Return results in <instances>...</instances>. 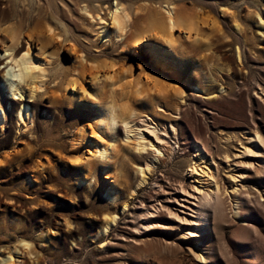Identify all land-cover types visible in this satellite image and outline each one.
Returning a JSON list of instances; mask_svg holds the SVG:
<instances>
[{
  "label": "rangeland",
  "instance_id": "rangeland-1",
  "mask_svg": "<svg viewBox=\"0 0 264 264\" xmlns=\"http://www.w3.org/2000/svg\"><path fill=\"white\" fill-rule=\"evenodd\" d=\"M117 2L130 17L118 37ZM171 6L195 23L168 40L152 32ZM29 24L47 41L43 52L29 40L42 71L33 93H15L30 101L28 123L8 103L10 60L0 61V264H264V0H0V38ZM111 102L152 117L168 151L97 126ZM98 144L112 156L94 155ZM194 167L223 185L225 215L181 190L211 184Z\"/></svg>",
  "mask_w": 264,
  "mask_h": 264
},
{
  "label": "bare ground",
  "instance_id": "bare-ground-1",
  "mask_svg": "<svg viewBox=\"0 0 264 264\" xmlns=\"http://www.w3.org/2000/svg\"><path fill=\"white\" fill-rule=\"evenodd\" d=\"M109 13L111 14V18L113 20V25H114L113 30L116 33V36L117 37L123 36L126 33L127 23L129 22L128 20L130 18L128 12L125 10V8L122 5H120L117 2L114 5V7L110 10ZM184 17H186V18H184ZM156 21H157V19H156ZM165 21H166L165 22L166 24H165L164 28H163V26L162 27L157 26L156 28H158V29L154 30L152 33L153 34L159 33L160 35H165L168 38V40L173 39L172 30L175 27L182 25L186 28V32L188 33L194 27V23H195L193 20H191L187 16H184V15L183 16H181V15L177 16L176 9H174L173 6H171L170 9L166 10ZM159 26H161V25H159ZM5 30L9 31L10 35L9 36L3 35V37L0 38V41L3 42V45L1 46L2 47L1 50H3L4 52L3 51L2 52L5 53V51H6L8 53H11L10 56H5V57H7V59L9 58V60H10V63L8 61L6 62V66L8 64L9 68H10L6 71V75H7L6 79L8 80L9 87H10V90L12 93V97H9L8 103L14 107H17V118L21 119L23 121V123H25V122L28 123L32 120L31 116H30L31 113L29 111L30 101L23 99L22 97L16 96L15 93H17V94L19 93V95L22 96L23 92H28L31 94L35 90V85H34V81H35L34 76L35 75L34 74H36V73H34V69L37 66L38 69L41 70L43 66L42 67L40 66L41 64H39V61H40V60H38L39 58L37 59V57H35L36 53L33 51L31 46L29 45V42H30L29 40H32V42L34 40H37L39 43V48L41 50H43V52H44L43 47L45 46L47 40L44 36V33L40 30L36 31V28L34 26H32L31 24H29L24 29L19 28V27L18 28L7 27V28H5ZM50 30H52V28L49 27V31ZM159 34L157 35L158 37H159ZM24 36H27V39H28L26 41L28 47H27V49L24 50V52L28 53V56L23 58V59H20L21 54H19V51H20L19 50V46H20L19 43H21L20 41H21L22 37H24ZM176 37H177L176 39H178V36H176ZM6 39L8 40V42H10L9 44H7ZM38 76H40V74ZM13 77H15V79H13ZM78 77H79V75H77L75 78L71 79L70 82L72 84H74V83L77 84ZM91 77H92V79H95L98 76H97L96 72H92ZM28 78L30 79L31 82H33V84H31V85L29 83L27 84V81H29V80H27ZM24 81H26V85L23 84ZM138 88H140V87H138ZM122 105L120 104V107H117L116 104L111 102V105H108L107 107H105L104 110L101 109V116L98 119L97 126H99V127L105 126V127H107L108 130H110L112 132H117L119 130L125 131L127 136L132 138L134 148H136L138 150L143 149L144 147H147L145 145L149 144L150 146L156 147V149L153 150V153H156V151L157 152H167L169 149V142H168L169 138L167 139V132L164 130L159 131L160 129H158L156 122L149 115H145V117H143L142 119L137 120L135 118L136 113L132 109L133 107L132 108L128 107V110H126L127 108L125 109L124 106L122 107ZM4 116H5V110L0 103V124L4 119ZM141 125L144 126V128H146L147 130L142 129ZM256 136L259 140H261L264 143V137L259 133L258 130L256 131ZM113 148L114 147L111 144H107V145L98 144L96 146L95 151H91V152H93L94 155H97L99 157L110 158L112 156L111 151ZM197 149H199V147H197ZM246 151H251V150L248 147H246L245 153H246ZM203 153L204 152L200 151V150H197V153H196V154H198V157L201 160L203 157L205 158ZM153 155H155V154H153ZM158 157H160V156H158ZM152 163H153V160L150 159V160H147L145 162V165H142V168L140 169V171H141V175H142L143 180L145 179V177H144V174L146 173L145 171L150 168ZM85 164L88 167H91L92 162L85 161ZM193 170L195 171V173L198 175V177L200 179L205 175L211 176V178H212L210 180L211 184L202 183L201 186H199L197 184H193L192 185V187L194 189L193 191H189L184 186H180L181 190L183 192H185L186 194H190L191 197H197V198L201 199L202 201L200 203L204 207L203 210L204 209H213L217 214H220L221 216L225 215V213H224V211H225L224 210V208H225L224 207V195H223V189H222L223 185L221 186L219 180L214 178L213 174H211L210 169L207 168V170H206L203 168L198 169V168L194 167ZM177 196L178 195H176L174 198H175V201L178 202L179 198H177ZM237 204L239 206V202ZM161 207L166 208L170 215H174L176 217L175 219L179 218L180 220H185V221L192 220V221H194V219H190L187 216H184V215L182 216L181 214H179V212L177 210L173 209L171 207V205L165 204V205H162ZM188 207H189V205H188ZM198 209L202 210L201 207ZM147 211L149 214L147 216L148 218H152L155 216V214H154L155 211L151 210V208H149ZM237 213H239V212L237 211ZM103 219H104L103 231L105 234V233H107L108 228L110 227V223L115 220V216H108L107 219H105V218H103ZM66 221L67 220L65 219V223H66ZM187 228L188 227H186V229ZM201 231H203V230H199L196 228H194V229L189 228L188 233L189 234L195 233V235H202V233H199ZM165 243L171 247L174 245L177 246V243H175V242L165 241ZM189 251L195 257H198L201 260L204 257V254L200 252L198 246H190Z\"/></svg>",
  "mask_w": 264,
  "mask_h": 264
},
{
  "label": "snow or ice",
  "instance_id": "snow-or-ice-1",
  "mask_svg": "<svg viewBox=\"0 0 264 264\" xmlns=\"http://www.w3.org/2000/svg\"><path fill=\"white\" fill-rule=\"evenodd\" d=\"M10 55H11V53H8V52L0 54V61H3L5 56H10ZM27 56H28L27 52H22V54L20 55V59H23V58H25ZM9 63H10V61H9ZM0 67H2V65H0ZM37 70H39V69H37ZM13 79H15V77H13ZM105 219H107V217H105ZM69 227H71V225H69ZM25 247H30V245L26 244Z\"/></svg>",
  "mask_w": 264,
  "mask_h": 264
}]
</instances>
